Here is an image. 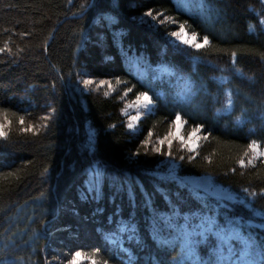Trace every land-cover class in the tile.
Segmentation results:
<instances>
[{
  "label": "trees",
  "instance_id": "trees-1",
  "mask_svg": "<svg viewBox=\"0 0 264 264\" xmlns=\"http://www.w3.org/2000/svg\"><path fill=\"white\" fill-rule=\"evenodd\" d=\"M196 1L0 0V48L11 49L0 53V123L11 122L0 138V264H68L76 251L81 264H232L243 247L233 232L264 264V217L154 172L173 158L179 174L257 193L264 212V158L237 163L264 142V3ZM153 18L176 23L140 22ZM181 24L209 44L169 43ZM144 92L153 110L132 134L125 97ZM177 113L184 132L203 125L199 146L176 139L171 156L167 141L156 153Z\"/></svg>",
  "mask_w": 264,
  "mask_h": 264
},
{
  "label": "snow or ice",
  "instance_id": "snow-or-ice-1",
  "mask_svg": "<svg viewBox=\"0 0 264 264\" xmlns=\"http://www.w3.org/2000/svg\"><path fill=\"white\" fill-rule=\"evenodd\" d=\"M262 3H264V0H262ZM146 17H152V12L149 11L146 13ZM142 24L147 23L148 27L153 29V30H159V25H164L166 23H176L174 20H168V19H161L157 20L156 18H153L151 21H147L146 19H141L140 21ZM261 23H264V20L261 21ZM179 31H173V32H165L164 35L167 37L168 42L173 44L175 47L180 48L181 45H189L191 47H194L196 49H202L206 45L209 44L208 38L205 36L202 38V42H197V35L193 33L191 36H189L188 32L185 30L184 25H178ZM5 50H7L9 53H11V49L7 48L5 46L4 48H0V53H3ZM235 55V54H233ZM239 71V69H237ZM93 81L91 80H83L82 84L85 86L92 85ZM101 83H105L101 81ZM129 92L132 91V89H128ZM107 94V93H106ZM189 93H185V95H188ZM127 95V93H125ZM123 99V97H121ZM154 105V101L151 96L148 95L147 92L141 93L136 97V100L130 104L128 107H135L137 109H143L147 110V112L151 113L152 111V106ZM233 105V100L231 99V94H228V99H227V105L225 108V111L230 110ZM55 109H53V112ZM125 113H127V108L123 109ZM142 113L138 112L137 115L130 116V121L127 124L128 129L135 131L137 127V123L140 118H141ZM5 120H7V115L5 114ZM11 122L9 121L8 123H0V138L3 139H8L9 133L5 129L8 127V124ZM20 123H24L23 117L20 118ZM173 124L176 127L175 132H170L168 136H165L163 139L158 140V144L160 145L159 147H155L154 151L156 153H161L162 152V146L165 144V141H167V146L169 151L166 153L167 155L171 156V148H172V142L173 140L179 139L181 143H183L186 147L189 148V151H195L196 148L199 146L197 141L200 139V137L197 135V133L200 132V130L203 128V125H198L197 127L192 129V132L189 135L188 140H185L182 135H180V129L183 127V123L181 121V116L177 113L175 114V120L173 121ZM25 132L33 131V128L30 126L28 128L23 129ZM152 136V133H148L149 139H146L143 141L145 145L150 143V138ZM195 138V139H194ZM203 139H208V136L205 135ZM248 151H245L243 154V157H241L237 163L241 166V168H246L248 165H252V167H256L254 161L259 160L260 158H264V150L261 149L260 142L257 140H252L248 146ZM251 153V155H249ZM138 154V153H137ZM244 157H247V161L244 159ZM192 158V157H190ZM183 159V157H181ZM264 163V161H262ZM232 171H235V169H232ZM245 192L248 190L245 189ZM261 194H264V190H262ZM257 193L253 192L251 193V196H256ZM84 259V256L81 251H76L74 253V256L72 259L68 261V264H81V260ZM91 264H97V261L93 259L91 261Z\"/></svg>",
  "mask_w": 264,
  "mask_h": 264
},
{
  "label": "rangeland",
  "instance_id": "rangeland-1",
  "mask_svg": "<svg viewBox=\"0 0 264 264\" xmlns=\"http://www.w3.org/2000/svg\"><path fill=\"white\" fill-rule=\"evenodd\" d=\"M178 2L181 3L185 8H188V9H193V8L196 9L200 6V3L196 0H178ZM261 20H264V19L262 18ZM185 30L188 32L189 36H191L193 34L190 31H188L186 28H185ZM177 31H179V29ZM197 42H201V41H199L197 39ZM164 70L165 69L163 67L157 68L156 75H159V73L164 71ZM221 79H222V81H225V77H222ZM100 86L101 87L106 86L107 90H109V87L113 88L112 85L107 86V83H100L98 85L96 84L95 88H98ZM124 94L125 93H123V95ZM123 100H124V98H123ZM135 100H136V98L131 100V99H127L125 97L124 109L127 108V113H125L123 111L124 115L126 116V123L127 124L129 122H131L129 119L130 116L137 115L138 112L142 113L140 120L138 122H136L137 123L136 130L133 131V130L128 129L130 132H132V134L138 133V131L140 130V123H141L143 116L146 113H149V112H147V110L137 109L135 107H128ZM153 106H152V110H153ZM224 111H225V109H224ZM230 111H231V109L227 110L225 112H230ZM242 120H243L242 116L235 119V124L237 127L243 126ZM181 121L183 123V127L180 129V135H182L185 140H188L189 135L192 132V129H190V131L187 130L188 133L184 132L185 131V122L183 121L182 118H181ZM176 130L177 129H176L175 125L173 124L172 128H171V132H175ZM197 135L200 137V139L197 141V143L199 145L200 140L202 138L201 130L199 133H197ZM259 142L261 145V149L264 150V142H261V141H259ZM249 155H251V153ZM247 159L248 158H246L245 160L247 161ZM178 166H179V163L177 160H175L173 158H165L158 165L157 169L154 172L159 174V175H162V176L166 175L169 177L176 178L179 182L186 184L188 187L192 188L199 195L212 196V197L217 198L218 200H221L222 202H236V201L237 202H243L245 205H247V207H250L251 209H253L257 215L264 217V212L256 209L252 205V203H251L252 196L251 195L248 197L246 194L237 192V191L231 189L230 187L215 181V179L209 174H184V175L179 174V170H178L179 167ZM236 230H238V229H236ZM123 231H124V228H122L121 232L115 234L114 237L112 238V240L121 243ZM229 237L240 238L243 241V247L241 248L239 253L233 257L232 264H261L251 256L250 251L248 249V241L245 240V238L243 237V235L241 233L233 232L229 235Z\"/></svg>",
  "mask_w": 264,
  "mask_h": 264
},
{
  "label": "bare ground",
  "instance_id": "bare-ground-1",
  "mask_svg": "<svg viewBox=\"0 0 264 264\" xmlns=\"http://www.w3.org/2000/svg\"><path fill=\"white\" fill-rule=\"evenodd\" d=\"M130 61V60H129ZM132 61V60H131ZM133 64V63H132ZM127 65H129V64H127ZM131 68H132V66H131ZM220 77V76H219ZM140 80H142V79H140ZM220 82V81H219ZM225 83V82H224ZM228 92V91H227ZM158 94V93H157ZM156 95V94H155ZM159 95V94H158ZM161 100V99H160ZM163 100V99H162ZM163 102H164V100H163ZM160 104H161V102H160ZM163 104H165V103H163ZM155 109V108H154ZM173 117H174V115H173ZM202 140V139H201Z\"/></svg>",
  "mask_w": 264,
  "mask_h": 264
}]
</instances>
